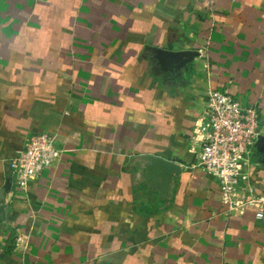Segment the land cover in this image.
Returning a JSON list of instances; mask_svg holds the SVG:
<instances>
[{
  "label": "crops",
  "instance_id": "crops-1",
  "mask_svg": "<svg viewBox=\"0 0 264 264\" xmlns=\"http://www.w3.org/2000/svg\"><path fill=\"white\" fill-rule=\"evenodd\" d=\"M154 48L199 55L164 71ZM212 89L264 137V0H0V190L29 135L62 150L0 198V264H264V218L193 167Z\"/></svg>",
  "mask_w": 264,
  "mask_h": 264
},
{
  "label": "built area",
  "instance_id": "built-area-1",
  "mask_svg": "<svg viewBox=\"0 0 264 264\" xmlns=\"http://www.w3.org/2000/svg\"><path fill=\"white\" fill-rule=\"evenodd\" d=\"M260 127L256 106L244 105L225 90H209L205 118L198 129L199 156L193 166L217 180L222 205L229 213L253 208L257 219L264 218V197L250 184L245 166L256 154ZM61 154L53 134L29 135L8 161L13 189H27Z\"/></svg>",
  "mask_w": 264,
  "mask_h": 264
},
{
  "label": "water",
  "instance_id": "water-1",
  "mask_svg": "<svg viewBox=\"0 0 264 264\" xmlns=\"http://www.w3.org/2000/svg\"><path fill=\"white\" fill-rule=\"evenodd\" d=\"M154 57L164 71L173 69H182L187 67L194 59L199 55L196 51H168L160 48H154ZM257 151L264 157V137L261 136L257 142ZM154 164L160 166L164 170H173L178 172L179 169L172 162L156 158L153 160ZM11 190V181L8 180L5 186L0 190V198H4L5 195Z\"/></svg>",
  "mask_w": 264,
  "mask_h": 264
}]
</instances>
